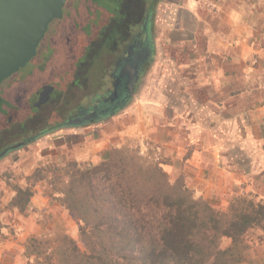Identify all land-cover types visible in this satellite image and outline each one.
Listing matches in <instances>:
<instances>
[{"label": "trees", "instance_id": "1", "mask_svg": "<svg viewBox=\"0 0 264 264\" xmlns=\"http://www.w3.org/2000/svg\"><path fill=\"white\" fill-rule=\"evenodd\" d=\"M99 2L103 0H79L76 7L64 9L60 36L52 40L44 62L28 72L25 87L40 74L45 77L41 83L54 75L63 77L76 59L90 52L87 43L103 24L88 23L98 8L105 12ZM66 31L78 37L77 44L82 46L78 53L70 48L66 55L62 51ZM40 45L31 61L40 57ZM12 86L22 84L17 81ZM163 163L123 148L106 149L96 163L81 166L69 161L67 182L55 187V197L78 219L83 249L66 234L51 242L31 237L24 264L254 263L244 234L255 225L264 230V202L238 195L226 211H220L212 202L195 196L182 177L172 180ZM14 190L8 207L23 212L32 190L21 186ZM223 237L230 239L225 248L220 247Z\"/></svg>", "mask_w": 264, "mask_h": 264}, {"label": "rangeland", "instance_id": "2", "mask_svg": "<svg viewBox=\"0 0 264 264\" xmlns=\"http://www.w3.org/2000/svg\"><path fill=\"white\" fill-rule=\"evenodd\" d=\"M110 0H103L99 2L103 8L108 10L110 7ZM185 0H155L153 4V18H152V34L153 38L157 39L158 44L153 45L152 56L149 64L139 77L135 92L129 104L124 108H121L114 114H109L101 118L100 121L94 122L85 126L62 128L53 127L50 130H45L38 134L31 141L25 142L22 146L12 149L6 155L0 158V243L5 246H12V249L3 252L0 255V264H24L26 261V246L29 243L31 237H35L42 241L56 240L61 234H66L68 237L75 240L77 245L83 249L81 237L79 234V221L76 217L71 215L64 206L56 199L55 187L61 188L68 179L67 163L71 160H75L81 166L90 163H96L100 160L101 151L97 159H76L74 157L75 147L82 148L83 139L82 135L90 131L91 135H97V128L95 126L98 123L105 125L110 129H115L116 125H126L130 128V125L135 121L141 122V126L145 127L146 116L148 113V101L162 102L161 91L158 87L153 89L156 82L162 84L163 82V69L162 62L168 58H175L176 61L180 60L181 51L184 46L172 44L167 35V29H175V39L181 34L178 30L184 27L193 28L191 19H187L185 22L179 21L180 13H184L186 9L196 11L201 17L211 18L213 15V6L211 0H197L196 5L192 2L186 4ZM79 4V0H67L63 6V12L70 8H74ZM191 5V6H189ZM189 6V7H188ZM65 9V10H64ZM98 8L94 15L105 14L104 10L100 11ZM109 11V10H108ZM212 15H211V14ZM62 18V17H61ZM60 18L54 19L40 41V57H36L34 61H29L24 67L20 68L17 72L10 75L8 78L0 83V115L13 105L19 108H28L27 100L31 99V93L39 88V85L45 78L44 75H38L29 87L24 86V80L26 74L29 71L40 66L44 62V58L49 54V49L52 48V40L60 36ZM201 22L202 20L199 19ZM60 22V23H59ZM100 24L104 23L103 20L98 21ZM93 23V22H92ZM180 27V28H179ZM65 47L62 51L66 52L78 51L82 48L77 44L78 37L73 33L66 31ZM82 43V40L79 41ZM172 44V45H170ZM261 45V43H260ZM264 45V44H263ZM102 60H110V54L106 50L105 54L100 52ZM44 56V57H43ZM251 65L254 68L264 70V54L258 55L254 53L250 59ZM93 65H97L93 62ZM93 65L91 68H93ZM65 66V65H63ZM98 67V65L96 66ZM98 69V68H97ZM252 69V70H253ZM62 76L67 77L69 70ZM95 70H91L90 78L87 81L85 88L76 90L75 92L68 93L69 108L77 104L80 99L85 95L93 92L97 84L95 78ZM58 76L54 75L50 81L58 80ZM63 78V77H61ZM155 80H157L155 82ZM21 82L22 86L19 88L13 87V83ZM107 85H109L108 79ZM251 84V98L249 100H242L240 96L235 97L236 106L250 107L251 114L250 123L255 127L249 132L240 131L235 129L229 132H214L205 131L203 136L208 143H214V139L219 138V147H217L219 156L225 162L230 164V160L244 159L248 161L246 164H236L235 173L240 178L238 181L227 184L218 185V180H212V184L208 187L205 185L201 190L194 189L191 186L194 184L189 183L186 180L188 175V169L184 168V162L178 160H171L166 153L169 152L168 148L163 146L164 127L155 121V128L150 132V135L143 136L141 134L129 135L125 134L120 142L113 145V149H127L130 152L137 153L140 157L149 158L152 157L155 160L161 159L163 163V169L167 172L172 180L182 177L186 185L194 193L195 196H200L209 202H212L216 208L220 211H226L233 197L246 194L247 197L253 198L256 201L264 202V178L262 177V167L264 169V83L253 82ZM162 85H159L161 88ZM16 90L17 92H12ZM149 103V102H148ZM151 110V109H150ZM140 117L142 119H140ZM236 122L238 121L237 115ZM141 120V121H140ZM240 122V120H239ZM237 122V123H239ZM137 127V125H135ZM138 128V127H137ZM174 130V129H173ZM175 131V130H174ZM173 133V132H172ZM175 133L185 134L183 130H176ZM155 135V136H154ZM244 137H249L251 142L249 147H242L236 145L238 140ZM178 142V140H176ZM184 140L181 142L183 143ZM262 144V145H261ZM215 146H208L206 151V160L212 163L214 161V148ZM74 149V150H73ZM78 150V149H77ZM188 152L184 157L188 156ZM170 162L171 164H168ZM167 165H170L168 167ZM235 165V164H234ZM246 165V166H244ZM233 166V165H232ZM235 166V167H236ZM245 169H251L249 171ZM234 168V166H233ZM228 175L230 173L226 172ZM228 180H231L228 178ZM205 181V180H204ZM15 186L29 187L32 190V196L30 203L25 211L19 212L16 209H10L8 207L9 201L15 193ZM206 186L209 192H204ZM264 227V225H263ZM244 240L249 245L250 258L254 260L252 264H264V230L261 226L255 225L247 230L244 234ZM230 239L223 237L220 239V247L225 248L229 245ZM7 247H5L6 250ZM250 264V263H248Z\"/></svg>", "mask_w": 264, "mask_h": 264}, {"label": "crops", "instance_id": "3", "mask_svg": "<svg viewBox=\"0 0 264 264\" xmlns=\"http://www.w3.org/2000/svg\"><path fill=\"white\" fill-rule=\"evenodd\" d=\"M196 1L193 0L195 5ZM184 2L190 4L192 0ZM210 3L214 5L211 18L201 17L196 11L188 9L180 13L179 21L183 19L185 22L188 18L195 21L193 28L185 23L184 27H179L181 36L177 40L176 30L167 29V37L175 40L172 44L184 46L180 49L182 57L178 61L168 58L162 62L163 82L159 84L155 80L153 89L158 87L163 101L147 102L146 126H141V120L132 123L131 129L126 125L110 129L98 123L93 126L97 128V135H91L90 131L83 134V147L74 148L76 159H97L101 151L119 143L125 134L148 137L155 128V121H161L164 127L163 146L169 150L166 155H171V160L184 162V168L188 169L186 180L191 184L199 183L192 188L201 190L205 185L209 187L213 179L218 180L220 186H225L228 181H238L240 177L235 173L236 164H246L245 155H242L244 159H232L229 165L225 164L217 149L219 138L214 139V143H208L203 133L238 129L248 135L255 128L250 123L248 103L246 108L236 106L235 97L249 100L250 83H264V70L260 67L253 69L250 63L254 53L264 54V0H211ZM156 42L157 39H154ZM159 85H162L161 88ZM236 115L239 123L236 122ZM176 130H183L185 134L175 133ZM250 142L249 137H244L236 145L249 147ZM208 146H215L212 163L205 157ZM187 152L188 156L184 157ZM244 166L241 168L251 170ZM261 169L264 171L263 167ZM261 174L264 178V172ZM208 189L206 186L204 192H209ZM8 249L13 250V247L0 243V255Z\"/></svg>", "mask_w": 264, "mask_h": 264}, {"label": "flooded vegetation", "instance_id": "4", "mask_svg": "<svg viewBox=\"0 0 264 264\" xmlns=\"http://www.w3.org/2000/svg\"><path fill=\"white\" fill-rule=\"evenodd\" d=\"M152 1L110 0L113 11L89 16L90 25L104 20L87 43L90 52L73 62L67 77L40 84L27 100L28 108L13 105L0 115V158L45 130L98 122L129 104L155 45ZM106 50L108 62L100 54ZM91 70L96 89L69 108L68 93L85 88Z\"/></svg>", "mask_w": 264, "mask_h": 264}, {"label": "water", "instance_id": "5", "mask_svg": "<svg viewBox=\"0 0 264 264\" xmlns=\"http://www.w3.org/2000/svg\"><path fill=\"white\" fill-rule=\"evenodd\" d=\"M66 1L0 0V83L36 56L49 24L63 16Z\"/></svg>", "mask_w": 264, "mask_h": 264}]
</instances>
